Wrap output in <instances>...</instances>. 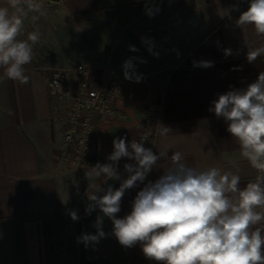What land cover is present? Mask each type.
<instances>
[{"label":"crops","instance_id":"obj_1","mask_svg":"<svg viewBox=\"0 0 264 264\" xmlns=\"http://www.w3.org/2000/svg\"><path fill=\"white\" fill-rule=\"evenodd\" d=\"M188 1L192 8L185 0H42V4L44 10L58 13L74 34V43L89 42L83 48L92 75L105 66L122 71L126 57H134L131 65L140 81L123 83L117 101L125 118L98 121L96 148L99 144L110 155L115 135L139 134L147 104L159 102L158 128L163 125L172 131L167 137L157 132L150 147L153 152L167 148L171 155L179 151L197 169L214 166L236 172L238 168L243 187L254 180L256 172L239 156L224 120L209 108L219 94L246 88L264 72V56L251 64L246 60L247 47L264 45V36H258L251 26L236 25L249 0ZM184 5L186 13L180 10ZM157 7L163 15L168 10L178 15L167 24L136 22L148 15L147 9ZM97 26L104 28L94 29ZM96 41L108 46L92 53ZM39 44L34 46L33 61L25 66L30 77L27 84L0 82V264H78L76 221L68 213L75 210L80 216L84 211L83 192L76 189V174L57 164L67 109L47 89L54 68L71 77L73 64L53 62L47 50L35 52ZM224 49H231L232 54L226 57ZM200 60L212 61L214 66L194 67L193 61ZM125 163L131 161L120 160L121 179L127 176ZM168 166L169 162H158L145 183L156 180ZM102 179L91 176L87 187ZM107 184L118 188L120 181L108 180ZM142 187L138 184L126 191L119 217L131 211V202ZM98 214L97 209L84 233L95 234ZM103 230L109 235L87 246L89 256L103 254L110 264H156L144 257L139 244L127 249L121 246L110 235L112 223L106 217Z\"/></svg>","mask_w":264,"mask_h":264},{"label":"clouds","instance_id":"obj_2","mask_svg":"<svg viewBox=\"0 0 264 264\" xmlns=\"http://www.w3.org/2000/svg\"><path fill=\"white\" fill-rule=\"evenodd\" d=\"M159 11L149 8L147 14L151 17ZM30 14L36 26L27 31L25 20ZM45 14L42 0H0V82H29L25 66L33 61L34 46L42 37L37 22ZM236 25L251 26L264 36V0H249ZM223 52L226 57L232 54L231 49ZM261 56L264 45L247 47L248 63ZM193 66L209 68L214 62L193 61ZM209 111L226 123L239 156L256 172L254 180L241 187L238 168L236 172L214 166L197 169L179 151L169 155L167 148L156 153L145 147L147 136L131 142L116 137L108 162L97 163L87 173L103 179L87 191L85 214L97 209L100 214L93 225L95 234L82 233L77 242L87 247L109 235L103 230L106 217L112 223L110 235L121 246L139 244L144 257L156 264H264V72L246 88L219 94ZM171 131L163 125L158 128L164 137ZM122 158L131 161L123 165L124 179L118 169ZM160 161L169 166L156 180L145 183ZM108 180H119V187L107 184ZM138 184L143 187L131 202V211L119 217L126 191ZM68 214L73 221L80 219L75 210Z\"/></svg>","mask_w":264,"mask_h":264},{"label":"built area","instance_id":"obj_3","mask_svg":"<svg viewBox=\"0 0 264 264\" xmlns=\"http://www.w3.org/2000/svg\"><path fill=\"white\" fill-rule=\"evenodd\" d=\"M123 70V69H122ZM125 78L123 71L105 66L94 76L84 58H78L73 66L72 76H66L59 68H54L47 83L48 94L55 101L65 104L67 109L62 130V148L57 156V164L68 168L77 175L78 190L90 177L87 173L97 163L103 164L105 158L98 154V121H115L125 118V111L118 106V99ZM147 116L143 130L135 136L126 137L127 142L140 140L147 136L145 147L153 146L160 121L162 105L148 103ZM113 138V139H114ZM113 142V140H112Z\"/></svg>","mask_w":264,"mask_h":264},{"label":"rangeland","instance_id":"obj_4","mask_svg":"<svg viewBox=\"0 0 264 264\" xmlns=\"http://www.w3.org/2000/svg\"><path fill=\"white\" fill-rule=\"evenodd\" d=\"M186 3L188 4L189 8H192L191 5L189 4L188 0H185ZM182 9V13H186L188 11V7H186V5L181 7ZM43 11L46 13L45 15L40 17V20L37 22L38 26L42 32V37H41V41L40 44L36 47L35 52H38L39 50H43V51H48L49 52V56L53 62H61L62 64H66V63H72L73 66L75 64V62L78 60V58H84L86 56V50L83 48L85 46L88 45V41L87 44L83 42L82 45L77 43H74V34L71 33L66 26H64V22H61V17L59 15H57L58 13H56L54 10H44ZM178 12H173L170 10L167 11V15H163L160 12H158L157 14H155V16H146V17H142L140 19H138L136 22L142 24V22L147 23V21H151L152 23H158V24H164V23H170V21H174V18L177 17ZM179 13H181V11H179ZM28 21V25L26 26L27 31H31L33 30V27H35L36 25H34L33 21L31 20V14L29 16V18L27 19ZM126 21V20H124ZM125 25V23H124ZM104 27L102 26H97L94 29L96 30H102ZM115 29V28H114ZM127 28L123 29V31H126ZM119 33L121 32L120 28L116 29ZM124 34V33H123ZM158 35H162V33L158 32ZM114 35V34H113ZM74 37V38H73ZM123 38L122 36H119L120 38ZM90 45V44H89ZM93 48H92V53L93 51L97 52V50L102 49V46L106 45L108 46V44L106 42H100V41H96L95 43H93ZM40 48V49H37ZM58 57L61 58V60L59 61ZM74 172V171H72ZM76 174V172H74ZM77 177V175H76ZM89 179H86L84 182V187L83 189L80 191L78 190L77 184H76V189L79 193H82L85 188L87 187V181Z\"/></svg>","mask_w":264,"mask_h":264},{"label":"water","instance_id":"obj_5","mask_svg":"<svg viewBox=\"0 0 264 264\" xmlns=\"http://www.w3.org/2000/svg\"><path fill=\"white\" fill-rule=\"evenodd\" d=\"M133 58L134 57L132 56L126 57V61L124 62L122 71H123V75L125 76V78H127L128 80L137 82V81H140V78H139L140 76H136L132 68L131 64L134 60ZM97 149H98L99 154L102 157H107L109 155L108 153L102 152L99 144L97 146ZM89 190H90V187H86L85 190L83 191L84 211L80 214L79 216L80 219L76 221L75 223L74 230H75L76 239L80 237L82 233H84L85 226L93 220L96 214V210L93 211L91 215L85 214V208L88 203L87 191ZM78 264H110V261L103 254H98L96 256H89L87 253V247H85L83 243H78Z\"/></svg>","mask_w":264,"mask_h":264}]
</instances>
